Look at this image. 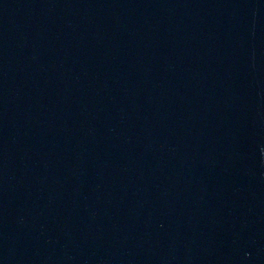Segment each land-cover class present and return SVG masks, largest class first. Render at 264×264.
Wrapping results in <instances>:
<instances>
[{
    "label": "water",
    "instance_id": "1",
    "mask_svg": "<svg viewBox=\"0 0 264 264\" xmlns=\"http://www.w3.org/2000/svg\"><path fill=\"white\" fill-rule=\"evenodd\" d=\"M0 264H264V0H0Z\"/></svg>",
    "mask_w": 264,
    "mask_h": 264
}]
</instances>
